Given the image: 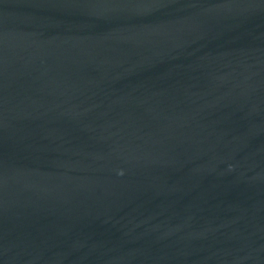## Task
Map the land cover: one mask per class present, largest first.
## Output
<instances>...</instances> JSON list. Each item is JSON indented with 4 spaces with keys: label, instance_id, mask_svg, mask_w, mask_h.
Wrapping results in <instances>:
<instances>
[{
    "label": "water",
    "instance_id": "95a60500",
    "mask_svg": "<svg viewBox=\"0 0 264 264\" xmlns=\"http://www.w3.org/2000/svg\"><path fill=\"white\" fill-rule=\"evenodd\" d=\"M0 264H264V0H0Z\"/></svg>",
    "mask_w": 264,
    "mask_h": 264
}]
</instances>
